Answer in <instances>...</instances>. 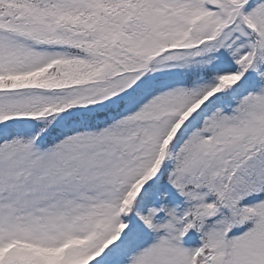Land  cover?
<instances>
[{"label": "snow or ice", "instance_id": "6c2138e0", "mask_svg": "<svg viewBox=\"0 0 264 264\" xmlns=\"http://www.w3.org/2000/svg\"><path fill=\"white\" fill-rule=\"evenodd\" d=\"M0 264H264V0H0Z\"/></svg>", "mask_w": 264, "mask_h": 264}]
</instances>
